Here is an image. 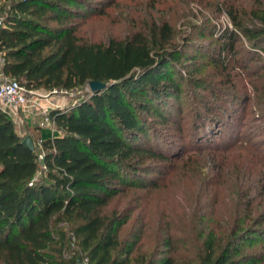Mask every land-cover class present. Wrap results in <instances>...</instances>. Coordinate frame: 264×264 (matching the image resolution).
I'll list each match as a JSON object with an SVG mask.
<instances>
[{
  "label": "trees",
  "instance_id": "obj_1",
  "mask_svg": "<svg viewBox=\"0 0 264 264\" xmlns=\"http://www.w3.org/2000/svg\"><path fill=\"white\" fill-rule=\"evenodd\" d=\"M89 1L2 2L0 52L5 75L34 90L73 88L89 80L106 85L75 103L50 108L48 116L61 133L37 144L38 135L31 133L34 149L22 143L12 116L0 108V264H81L83 258L86 264H194L173 254H158L157 249H142L139 238H119L125 219L104 208L128 187L156 185L148 173L160 172L156 161H169L174 151L167 138L156 137L150 118L165 125L180 122L181 110L173 99L184 91V82L194 91L209 86L182 64L177 68L184 49L173 43L167 20L155 22L149 34L139 29L105 42L82 40L75 18L82 16ZM255 1L251 26L232 4L226 10L219 7L231 18L232 27L217 28L220 44L210 56L224 70L239 52L235 44L241 36L249 41L248 59L260 52L264 63V0ZM228 82L230 88L211 87L194 105L191 132L196 141L231 126L242 98H251L238 93L232 79ZM258 83H252V91L260 106L264 83ZM256 175L264 180L263 171ZM260 192L262 196L248 194L244 213L234 209L232 225L223 226L220 233L207 230L199 264H244L247 257H255L244 251L243 241L249 233L264 235V181ZM240 195L236 189L234 197ZM63 221L69 224V233L60 224ZM214 238L228 239L217 246ZM73 239L83 255L70 253ZM169 241L165 243L170 249Z\"/></svg>",
  "mask_w": 264,
  "mask_h": 264
},
{
  "label": "rangeland",
  "instance_id": "obj_2",
  "mask_svg": "<svg viewBox=\"0 0 264 264\" xmlns=\"http://www.w3.org/2000/svg\"><path fill=\"white\" fill-rule=\"evenodd\" d=\"M222 1L91 0L82 7V16L75 18L76 33L82 40L91 42L123 38L139 29L149 34V27L155 22L167 20L172 27L173 43L184 49L177 68L182 64L185 70L209 86L194 91L189 82H184V91L173 99V105L181 110L180 122L165 125L150 118L156 128V137L167 138L166 142L174 151L169 161H156L160 172L148 173L156 185L128 187L114 195L104 208L106 213L115 212L120 219H125L119 229V238H139L142 249H157L158 254H173L178 260L189 259L194 264H199L203 255L202 242L207 230L214 228L220 233L223 226L232 225L234 209L244 213L248 194L255 191L261 195L263 191L264 180L260 181L256 174L259 170L264 172V101L257 105L253 100L256 93L252 91V83H264V63L259 59L263 54L257 52L249 60V41L241 36L235 44L239 52L231 59L227 70L210 56L219 48L217 28L232 27L231 18L219 7L222 5L226 10L232 4L244 23L251 26L255 21L250 17V9L257 1L225 0L227 2L221 4ZM244 63L246 67H239ZM1 66L0 78H11L2 72ZM227 76L235 82L238 93L251 98H242L239 116L237 120L231 119V126L217 131V136L210 137L213 140L196 141L191 132L195 122L193 107L211 87L230 88ZM46 90L37 88L33 95L41 98ZM90 92L86 84L66 88L64 94H58L64 95L70 104ZM14 125L23 137L31 132L23 121ZM147 162L154 164L150 159ZM236 189L241 193L239 198L234 197ZM255 204L256 201L252 203ZM261 208L264 209V202ZM60 224L69 233L67 221ZM227 239L214 238V241L220 246ZM168 240L170 249L165 243ZM72 241L70 253L75 251L76 255H83L75 240ZM243 245L245 252L255 254L256 262L251 264H264V235L249 233ZM253 258L247 257L244 264ZM81 264H86L85 258Z\"/></svg>",
  "mask_w": 264,
  "mask_h": 264
},
{
  "label": "built area",
  "instance_id": "obj_3",
  "mask_svg": "<svg viewBox=\"0 0 264 264\" xmlns=\"http://www.w3.org/2000/svg\"><path fill=\"white\" fill-rule=\"evenodd\" d=\"M2 1L0 0V26L4 24V13L2 11ZM3 62V57L0 52V64ZM66 89L53 88L49 90V94H64ZM34 93V89H28L24 84L15 78H0V108L11 116L20 115L21 112L33 111L36 106L42 109L44 114L43 119L39 122L40 126L53 125V121L48 116V111L52 107H63L65 104L57 100H50L46 105L42 106ZM42 97V95H40ZM42 139L39 138L37 143ZM38 158H42L40 152Z\"/></svg>",
  "mask_w": 264,
  "mask_h": 264
},
{
  "label": "crops",
  "instance_id": "obj_4",
  "mask_svg": "<svg viewBox=\"0 0 264 264\" xmlns=\"http://www.w3.org/2000/svg\"><path fill=\"white\" fill-rule=\"evenodd\" d=\"M46 90V89H43ZM49 90H46L41 98L38 99L39 103L44 106L50 100H57L62 102L63 104H67V98L64 95L59 94H49ZM44 114L42 113V109L39 106H36L33 111L30 112H22L20 115L12 116L14 122H25L27 123V127L31 130V133H36L38 135V139H46L54 136L60 135V130H58L54 124L40 126L39 122L43 119ZM32 123V124H31ZM32 136V135H31ZM33 137V136H32Z\"/></svg>",
  "mask_w": 264,
  "mask_h": 264
},
{
  "label": "water",
  "instance_id": "obj_5",
  "mask_svg": "<svg viewBox=\"0 0 264 264\" xmlns=\"http://www.w3.org/2000/svg\"><path fill=\"white\" fill-rule=\"evenodd\" d=\"M87 85L89 86L91 92L94 91H98L100 89H102L106 83L103 81H99V80H89L87 82ZM22 143L25 144L26 146H28L30 149H34V141L33 138L30 134H26L23 139H22Z\"/></svg>",
  "mask_w": 264,
  "mask_h": 264
}]
</instances>
